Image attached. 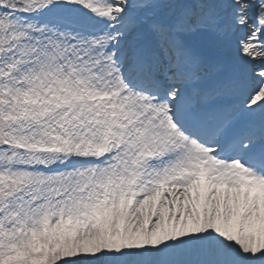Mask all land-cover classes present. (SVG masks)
<instances>
[{
    "label": "snow or ice",
    "instance_id": "1",
    "mask_svg": "<svg viewBox=\"0 0 264 264\" xmlns=\"http://www.w3.org/2000/svg\"><path fill=\"white\" fill-rule=\"evenodd\" d=\"M0 264H264V0H0Z\"/></svg>",
    "mask_w": 264,
    "mask_h": 264
}]
</instances>
